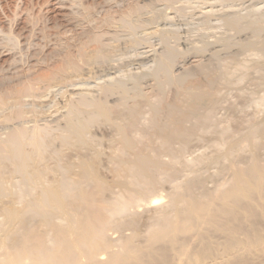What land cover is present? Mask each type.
I'll return each mask as SVG.
<instances>
[{
  "label": "bare ground",
  "instance_id": "1",
  "mask_svg": "<svg viewBox=\"0 0 264 264\" xmlns=\"http://www.w3.org/2000/svg\"><path fill=\"white\" fill-rule=\"evenodd\" d=\"M55 1L59 4V8L57 5L53 6H57V10L70 19L68 25L81 26L79 34H76L75 39H72L75 46L72 48L70 43L65 41L55 48L53 58H55V61L58 59L59 64L50 70L48 76H43L44 78L36 77L25 82L19 80L20 82L8 88L6 87L5 90L0 88V132H2L0 133V213L3 215V223L1 222V224L5 225L6 228L10 226L19 227L16 228L17 231L15 235H12L13 237L0 239V264H264V115L258 118L259 111H255L258 113H256L257 115L253 111V114L250 115L251 118L245 116L247 119H239L240 124L235 125L233 123V128L227 123L226 125L221 123L224 116L221 117V120L216 118L217 109L220 107L225 108L227 103L225 106L221 105L223 96L220 94L223 89L220 87L222 90L219 89L220 91L215 90L214 92L212 88L215 85L219 86L218 83L221 85L222 80L225 81L229 78L231 71H223V68L222 72L220 70L214 73L208 67V63L205 66L198 67L201 72L207 74V87L210 89L205 90V88L203 89L201 86L194 84L195 86L189 85L183 90L195 101L208 99L207 104L202 105L204 107L199 108L201 109L199 112L195 110L196 112L186 113L179 120H173L175 110L171 107L166 108L164 111L166 113L162 116L160 112L163 109L159 111L157 104H155L156 106L152 104L153 102L151 101V103L150 99L148 100L140 90L138 86V79L139 82L141 81L139 74L132 78L130 86L126 84L129 79H124V73H122L124 75L122 79L126 82L120 79L122 76L118 78L113 76L116 74L117 66H119L117 65L118 59L125 60L127 57L121 58L120 56L123 57L125 51L130 50L132 52L136 50L134 48H137V44L140 47L141 35L138 40L137 36L139 35L135 37L133 36L135 34L130 32L135 31L136 23L138 26L141 25L139 24L140 21L137 22L139 17H137L138 20L135 23L131 24L130 16L139 13L144 8L143 4H140L144 0H130L128 3L127 0L125 9L121 10V16H117L119 18L116 19L117 22L113 17L114 15H111L113 7L111 10L108 4L111 0H100L104 3V6L109 5L108 10L104 11L102 9L104 12L102 17L100 15L97 17V14L94 16L95 14L90 8L92 6H89L88 1L89 4H86L85 0ZM92 1L94 2V0ZM201 1V3H204V0ZM207 1L204 3L205 6L201 4L203 5V13L214 16L217 11L215 10L216 5L213 0L211 2ZM180 2L182 1L177 3L180 4ZM221 2V0L218 2L219 5ZM192 4L194 5V3ZM256 4L258 3L256 2ZM187 5L183 4L181 7ZM112 6L115 7L114 4ZM196 9L194 12H196ZM221 10L220 12L217 11V17L236 34L244 35L248 30H251L249 32L253 34L251 35L253 37L254 34H259L260 31L257 30L259 27H261V31L263 30L262 20H260L263 19L264 24L263 16H259V20L256 17L250 19L246 16H250L251 9L247 11L248 13L245 11L247 14L241 11L240 14L234 8ZM199 12L201 14L202 10H199ZM162 13H164V9ZM242 13L248 20L245 21L246 18L242 16ZM139 15H142V13ZM163 15H160V17ZM206 15L204 17L207 18ZM84 19L88 21L85 26L82 24ZM132 19L134 18L132 17ZM242 19L245 23L248 21L249 25L248 22L246 23L248 26L242 25ZM158 20H161V18ZM149 21L148 23L151 24ZM258 21L261 23L258 24ZM141 22H144V19ZM113 23L119 24V28L121 27L129 35L131 33L133 37L120 36L122 34L120 30L119 32L111 29ZM156 23L159 24L158 21ZM153 26L155 28L156 25ZM159 27L161 26L159 25ZM159 27L156 29L152 27L149 34L144 33L149 35L148 38L152 35L157 36L159 33L165 35L162 33L165 29L161 30ZM77 29L80 28L77 27ZM255 30L258 33H254ZM166 32L172 34L174 31L169 32L166 30ZM123 33L125 34V32ZM168 33H166V36H170ZM236 34H233V37ZM255 36L252 39L249 38L248 45L246 43L245 45H239V42L235 43L238 44L236 49L246 51L249 46L250 49L252 47H263L264 38L261 39L262 36H259L260 38L256 36L257 38H255ZM17 37H20V33ZM161 37L167 39V41L163 39L165 43L168 42L167 37ZM217 38L212 39V43L210 42L211 48L207 47V50L211 49L209 53L204 52L205 47L203 45L205 43L202 42L203 45L201 47L197 45L193 48L195 50L193 52L195 54L201 52L199 55L202 56L205 53L208 60L206 61L213 64L219 54L225 51L229 53L230 50L235 49V44L233 45L234 42L231 43L229 37ZM23 39L25 38L23 37ZM141 39L143 40V38ZM144 39L147 40V38ZM242 40L246 39H238L237 41ZM164 44L163 46H166ZM88 47H92L91 50L88 51ZM175 48L167 47L166 53L164 52L161 55L160 52L158 53L159 58L156 57V54V56L153 55L158 60L151 57L155 59L152 62L157 61V64H155L157 67L149 65L151 71H153V68L157 69V71L154 70V76L157 79L155 88L157 90L160 86L163 88L165 82L172 83L175 86L183 84L182 81L185 79L183 74L186 71L182 73L183 69L181 72L179 70L178 73L176 70L182 65L179 61L183 59L182 62H187L189 57H185L184 53ZM252 49L254 50V48ZM207 50L205 49V51ZM163 51L164 49H161V52ZM136 53L134 52V54ZM149 53L143 47L139 54H136V61L137 59L147 61ZM252 55L255 58V55ZM175 58L178 59L175 61L179 62L177 64L180 66L174 64ZM263 58L259 63L252 60L253 62L256 61V65L254 62V69L263 67ZM114 61H117V63L115 62V64ZM119 64L122 66L121 63ZM247 64L249 65V63ZM105 65L106 70H103L104 67L103 69L99 68ZM115 65L117 66L115 67ZM217 65L219 64L217 63ZM237 65H240V62ZM252 65L250 64L251 67ZM209 66L211 65L209 64ZM243 66H246V64ZM237 68L235 69L238 70L239 68ZM242 68L245 69L241 67L239 73L243 70ZM249 69L251 70V68ZM245 70L243 73L246 72ZM145 72L147 73V70ZM148 72L151 75L152 72ZM136 73L135 71L133 74ZM262 74L264 75V72ZM240 75L239 77L242 76ZM255 76L257 79V74ZM103 78L105 79L102 80ZM99 79L102 81L94 84L95 88L87 87L89 83ZM236 81L237 86L238 81ZM229 88L231 89L230 86ZM233 88L235 89V86ZM160 91H157V93H160ZM226 94H228V90ZM245 96L243 95V97ZM258 98H260L257 101L258 103L254 100L253 103L256 102V105H253L261 110V107L264 106V93ZM143 104L149 105L148 108H145H150V125L153 128L154 135L162 141L163 145L175 143L176 146L174 145V147L176 149L181 148V150L178 149V152L176 150L171 154L170 146L166 147L164 145L170 149L169 153L174 159L179 158L178 155L184 147L190 146V149L193 150L195 145L199 147V141H204L205 148L209 146L211 151L205 149L207 152L204 153L205 151H202L204 149H202L203 145H201V151L204 154L199 153L200 155L197 157L198 153L196 152L197 155L195 158V154L193 155V160L189 162L190 159H188L186 164H190L187 166V168H190L189 172L185 171L187 173L183 172L180 176L177 175L176 169L172 170L174 168L172 164L173 168L167 169L168 162L163 160V163H166L164 164L165 169L161 155L153 156L147 150L137 148L140 144H137L135 127L137 129L136 125L140 124L139 119L142 120L140 116ZM228 104L227 109L233 106L230 105L231 103ZM171 106L173 107V105ZM96 124H103L111 129L113 135H115V142L117 141L121 146H119L120 149L117 148L119 154L114 153L117 156L111 153L115 156L114 160L118 162L117 164L122 165L121 169L125 172V175H128L127 179L120 181L121 189L119 192L118 190L115 192V189L113 191L109 189V185L107 186L106 181H103L104 178L102 179L104 175L101 177L98 173L102 151L97 149L95 143L97 139L93 129ZM170 125L176 127L167 130ZM138 128L140 127L138 126ZM53 131L58 132L59 142L64 147L72 149L68 155V151L67 153L66 151L60 153L56 149L51 150L52 143L58 139L56 135L54 137L55 133L52 136ZM176 142L179 143V147ZM199 149L197 150L200 151ZM170 154L168 156H171ZM59 155L61 159L64 156L66 158V156L71 157L72 155V157L75 156L77 161L69 160L67 164H60L55 161V165H50L49 160L54 159V157L55 159L59 158ZM201 155L204 156L200 157ZM172 156L166 158L167 161ZM175 162L177 161L175 160ZM175 162L173 161L174 164L178 165ZM183 162L185 163L182 160ZM165 183H168L167 193L165 195L158 193L159 188L160 190L163 189V186L160 185ZM115 186L117 185L115 184Z\"/></svg>",
  "mask_w": 264,
  "mask_h": 264
},
{
  "label": "rangeland",
  "instance_id": "2",
  "mask_svg": "<svg viewBox=\"0 0 264 264\" xmlns=\"http://www.w3.org/2000/svg\"><path fill=\"white\" fill-rule=\"evenodd\" d=\"M50 1V2H49ZM90 3H88V2ZM112 1V0H111ZM109 2L108 4L110 5V9L112 10V7H113V10L111 11V15H114L113 17H114V19H115V21L117 22V20L116 19H119L118 17H120L121 16V14L120 13H122V11L125 9V6H126V1L127 0H114V1H117L116 3L115 2ZM123 1V2H122ZM125 1V2H124ZM130 0H128L127 1V3L129 2ZM132 1V0H131ZM161 1V2H160ZM173 1V3H171ZM172 1H168L167 2V0L165 1H162V0H144V2H140V4H143V6H144V8L139 12V13H137V14H133L132 16H130L131 18H130V21H131V24H133V23H135L136 22V20H138V18L137 17H139V20L137 21V22H139V24H141V25H139L138 26V24L136 23V25H137V27H134V32H132V31H130L132 34H135V35H133V36H137V35H139V36H137L138 38V40H139V38H140V35H141V38H143V40L140 38V40H142V41H140L139 40V45H140V47H138V44H137V48H134V49H136V50H133V49H131V50H133L132 52H133V54H132V52L130 51V50H128L127 52H126V55H125V52L123 53L124 55H123V57H122V55L120 56L121 58H125L126 56V59L124 60V59H118V64L117 65H119L120 66V64L119 63H121V65L122 66H117V65H115V67L117 66V69H119L118 71H117V69L115 70V72H116V74H114L113 76H116L117 78L118 77H120V76H122V77H120V79H122V78H124V79H129L130 80V82H129V80H127L128 82H126L124 79H122V81H125L126 82V84L128 85V86H130L132 83V78L133 77H135V75H137V74H139V78L141 79V83L139 82V79H138V77H137V79H138V86H139V88H140V90L142 91V93L147 97V99L152 103V104H157V106H158V110L160 111V109L162 110V112H160V114H162V116H164L163 114H165L164 113V111L166 110V108H168V107H171V109H174L175 110V113H174V119L173 120H179V119H181V117H183V115H185L186 113H190V112H194L195 110H197L198 112L204 107V106H202V105H205V104H207L206 103V101H208V99H206V98H204V99H201L200 101H195V99H193L191 96H189L188 94H185V92H184V90L183 89H185V87L186 86H193L194 84H197V86H201L203 89L205 88V90H209L210 88L209 87H207L208 85H207V74H205V73H203V72H201L200 70H199V68L198 67H200V66H205L207 63V65H208V67L209 68H211L212 69V72H214V73H217L218 71H220V72H222V70H223V68H224V70L223 71H225V70H228L229 72V78L231 79V77H232V81L229 79V78H227L225 81L227 82L228 80L230 81H228L227 83L224 81V80H222V83H221V85H220V83H218L219 84V86L217 85H215V86H213V88H212V90L215 92V90H224V89H226V88H228L227 90H228V94H226L227 93V90L224 92L223 90H222V93L224 94H222L221 92V94L220 95H222L223 96V99H222V103H221V105H223V106H225L226 105V103H227V105H226V107L225 108H223V107H220L219 109H217V114H215L217 117V119H219V120H221V117L222 116H224L222 119V121H221V123L223 124V125H226V123L229 125V126H231L232 128H233V126H234V124L233 123H235V125L236 124H240L238 121H239V119H247L248 117L249 118H251V116L250 115H252L253 114V111L255 112V111H259L258 113H260V114H258L257 112H255V115H257V117L258 118H261V117H263V115H264V106H262L261 107V110H258V109H260L259 107H258V109L256 108V102L260 99V98H258L260 95L262 96V94L264 93V80H262V79H264V78H262V77H264V75L262 74V72H264L263 70H264V65H263V67L261 68H255L254 69V67H255V65H256V61L259 63V62H261V60H262V58L264 57L263 55H264V46L263 47H252V48H254V50L252 49H250V46H249V48H248V46H247V48L248 49H246V51L244 50V49H241V50H238V49H236V47H237V45L239 44V45H245V43H246V45H248L249 44V38L250 39H252L256 34H254V36L252 37L251 35H253L252 33L250 34V32H251V30H248L246 33H244V35L242 34V35H239V34H236V32L235 31H233V30H231L229 27H227L226 26V24L224 25L223 24V21H221L220 20V18L219 17H217V15H216V13H217V11L218 12H220V10L222 9H225V10H227V9H236V11L237 12H239L240 14H241V12H243L244 14L247 12V11H250V9H251V11L249 12L250 14V16H248V15H246L248 18H250V19H253V18H257L258 20H259V16H263V18H264V13H263V11H264V0H238V1H235V0H221L222 2L220 3V5H219V3L218 2H220V0H213L214 2L213 3H215V10H217L216 11V13H215V15H216V17H215V15L213 16H211V15H206V14H204L203 13V5H201V4H204L206 1L204 0V3H201L202 1L201 0H193V1H195V2H193L192 0H185V1H183V0H172ZM179 1H182V2H180V4L179 3H177V2H179ZM188 1V2H187ZM200 1V2H199ZM212 0H210V1H207V2H211ZM215 1H217V2H215ZM223 1H224V3H223ZM226 1V2H225ZM234 1V2H233ZM31 2V3H30ZM56 1L55 0H0V37L2 38V40L0 39V88H2L3 90H5V89H7L9 86H11V85H13V84H15V83H18V82H22V81H26V80H30V79H34V78H36V77H38V78H44L43 76H46L49 72H50V70H52V68H55V66H58V64H59V61H57L58 59H56V61H55V58H53V51L55 50V48H57L58 47V45L60 44V43H62V42H65V41H68L69 43H70V47H72L73 48V46H75V45H73V43L74 42H72V39L76 36V34L78 35L79 34V31L81 30V26H77L78 28H80V29H77V27H75V26H73V25H68L70 22H69V18H67L66 16H64V14H62V13H60V11L59 10H57L58 8H59V4H57V3H55ZM85 2H87L86 4H89V6H92V7H90V8H92V10L91 11H93L94 12V16H96V14H97V17H99L98 15H100V17H102V16H104V12H103V10L102 9H104V11L105 10H108V8L107 7H109V5H107V6H104L103 4V2H101L100 0H94V2L92 1V0H85ZM99 2H100V5H99ZM154 4H153V3ZM158 4H157V3ZM166 2V3H165ZM186 2V3H185ZM256 2L258 3V4H256ZM46 3V4H45ZM118 3V4H117ZM119 3H120V5H119ZM124 3V4H123ZM146 3V4H145ZM150 5H148V4ZM165 3V4H164ZM169 5H168V4ZM177 3V4H176ZM191 3V4H190ZM192 3H194V5L192 4ZM196 3V4H195ZM226 3V4H225ZM229 3V4H228ZM238 3H240V4H238ZM43 4V5H42ZM45 4V5H44ZM115 5V7L114 6H112V5ZM146 5V8H145V5ZM179 4V5H178ZM183 4H185V5H187V6H184L183 8L181 7V6H183ZM201 6H199V5ZM217 4H218V7H220L219 8V10H218V7H217ZM223 4H224V7H223ZM233 4H235V5H233ZM42 5V6H41ZM55 5H57L58 6V8H57V6L56 7H54ZM68 5V4H67ZM154 5H156V6H154ZM172 5H174V6H172ZM230 5H232V6H230ZM238 7H237V6ZM244 7H243V6ZM254 5H256V6H254ZM263 5V6H262ZM25 6V7H24ZM96 6H97V8H96ZM102 6V8H100ZM120 8H119V7ZM124 6V7H123ZM149 6V7H148ZM153 6V7H152ZM169 6V7H168ZM177 6V7H176ZM198 6V7H197ZM204 6H205V4H204ZM253 6V7H252ZM103 7H105V8H103ZM157 7H158V10H157ZM159 7H161V8H159ZM163 7V8H162ZM171 7V8H170ZM181 7V8H180ZM187 7V8H186ZM230 7V8H229ZM236 7V8H235ZM242 7V8H241ZM249 7H250V9H249ZM256 7V8H255ZM259 7H262V8H259ZM33 8V9H32ZM99 8V9H98ZM117 8V9H116ZM122 8V9H121ZM175 8V9H174ZM197 8V9H196ZM200 8V9H199ZM244 8V9H243ZM247 8H248V10H247ZM255 8V9H254ZM259 8V9H258ZM20 9V10H19ZM94 9V10H93ZM120 9V10H119ZM145 9V10H144ZM160 9V10H159ZM163 9H164V13H162L163 12ZM172 11H171V10ZM179 9H180V11H179ZM193 9V10H192ZM195 9H196V12H198V13H196V12H194L195 11ZM241 9V10H240ZM254 11H253V10ZM24 10V11H23ZM118 10V11H117ZM122 10V11H121ZM162 10V11H161ZM170 10V11H169ZM175 10V11H174ZM177 10V11H176ZM199 10L201 11L202 10V15L200 14V12H199ZM221 10V11H222ZM256 10H257V13H256ZM114 11V12H113ZM145 11V12H144ZM157 11V12H156ZM168 11V12H167ZM174 11V12H173ZM241 11V12H240ZM246 11V12H245ZM253 11V12H252ZM261 13H260V12ZM25 12V13H24ZM29 12V13H28ZM100 12V13H99ZM117 12V13H116ZM144 12V13H143ZM149 14H148V13ZM155 12V13H154ZM167 12V13H166ZM35 13V14H34ZM103 13V14H102ZM142 13V15H139V14H141ZM147 13V14H146ZM196 13V14H195ZM243 13H242V16L244 17L245 15H243ZM248 13V12H247ZM246 13V14H247ZM252 13H254L255 14V16H254V14H252ZM259 13V14H258ZM7 14V15H6ZM146 14V15H145ZM163 14H165V15H163ZM171 14V15H170ZM262 14V15H261ZM63 15V16H62ZM120 15V16H119ZM143 15H144V17H143ZM160 15H163V16H161L160 17ZM208 16L207 18L206 17H204V16ZM118 16V17H117ZM156 16H158L159 18L158 19H160L161 18V20H158L157 19V17ZM166 16V17H165ZM171 17V16H173L172 18H169V17ZM246 16L244 17V18H246ZM66 17V18H65ZM116 17V18H115ZM132 17L134 18V19H132ZM136 17V18H135ZM152 18V19H150V18ZM156 17V18H155ZM164 17V18H163ZM210 17V18H209ZM212 17V18H211ZM215 17V18H214ZM260 17V18H261ZM30 18V19H29ZM164 20H163V19ZM169 19V20H167V19ZM206 18V19H205ZM248 18H246L245 19V21L246 20H248ZM114 19H113V21H114ZM143 19H144V22H141V21H143ZM146 19H148V20H146ZM170 19H172V20H170ZM202 19V20H201ZM205 19V20H204ZM219 19V20H218ZM133 20V21H132ZM149 20H151V21H149ZM158 21V23L159 24H155V22H157ZM167 20V21H166ZM204 20V21H203ZM243 21H241V23H242V25H247L246 23L248 22H246L245 23V21H244V19H242ZM260 20H262V25H260V26H262V28H263V30L261 31V27H259V29H257V30H259L260 32H259V34H257L256 36L258 37V38H260L261 36V39H263L264 38V24H263V19H260ZM7 21V22H6ZM114 21V22H115ZM146 21H147V23H146ZM148 21L149 22H151V24L150 23H148ZM163 21H165V22H163ZM257 21V20H256ZM33 22V23H32ZM69 22V23H68ZM85 22V23H84ZM87 20L86 19H84L83 20V22H82V24H83V26H85V25H87ZM166 22H168V23H166ZM173 22V23H172ZM244 22V23H243ZM260 21H258V24H260L259 23ZM8 23V24H7ZM31 23V24H30ZM170 23V24H169ZM207 23H209V24H207ZM216 23V24H215ZM221 23V24H220ZM12 24V25H11ZM18 26H17V25ZM45 24V25H44ZM112 24V23H111ZM115 24H117V23H115ZM114 23H113V27L111 26V29L113 30H116V31H119L120 33H122L120 36H124V37H130V36H132V34L130 33V32H128V33H130V35L129 34H127V32L126 31H124L121 27V29L118 27L119 26V24H117V25H115ZM144 24H146V26H144ZM162 24V25H161ZM167 24H169V25H167ZM206 24V25H205ZM214 24V25H213ZM153 25H156L155 26V28H154V26ZM159 25L161 26V27H159ZM220 25V26H219ZM248 25H249V22H248ZM247 25V26H248ZM34 26V27H33ZM45 26V27H44ZM69 26H71V27H69ZM73 26V27H72ZM153 27V29H156V28H158L159 27V29H161V30H164V32L162 31V33H164L165 35H162L161 33H159L161 36H164V37H167L168 38V42H166L165 43V41L163 40V39H165L166 41H167V39L166 38H162L159 34H157V36H150L149 38L147 37V36H149L148 34H149V32L150 31H152V27ZM168 26V27H167ZM172 27V29H171V27ZM176 26V27H175ZM179 26V27H178ZM12 27V28H11ZM65 27V28H64ZM68 27V29H66ZM138 27H139V29H141V30H139L138 29ZM148 29H146V28ZM167 27V28H166ZM170 27V29H168ZM204 27V28H203ZM224 27V28H223ZM7 28V29H6ZM20 28V29H19ZM30 30H29V29ZM70 28V29H69ZM72 28V29H71ZM117 28H119V29H117ZM136 28V29H135ZM176 28V29H175ZM181 28V29H180ZM199 28V29H198ZM222 28V29H221ZM14 29V30H13ZM25 29V30H24ZM39 29V30H38ZM41 29V30H40ZM207 29V30H206ZM18 30H20L19 32H18ZM33 30V31H32ZM67 30V31H66ZM78 30V31H77ZM166 30H168L169 32H171V31H176V33H174V32H172V34H170V33H168V32H166ZM7 31V32H6ZM23 31V32H22ZM36 31V32H35ZM178 31V32H177ZM218 31V32H217ZM222 31V32H221ZM250 31V32H249ZM256 31V30H255ZM68 32V33H67ZM123 32H125V34H127L126 36H125V34L123 33ZM144 32H146V33H148V34H146V33H144ZM168 33L170 36H166V33ZM181 32V33H180ZM206 32V33H205ZM212 32V33H211ZM249 32V33H248ZM5 33H6V36H5ZM10 33V34H9ZM19 35V33H20V37H17L18 35ZM60 33V34H59ZM119 33V34H120ZM141 33V34H140ZM223 33V34H222ZM228 33V34H227ZM254 33H258V31H256V32H254ZM3 34V35H2ZM142 34H144V35H142ZM186 34V35H185ZM203 34H204V36H203ZM211 34V35H210ZM232 35V37H230V35ZM236 34V36L235 37H233L234 35ZM248 34V35H247ZM25 35V36H24ZM146 35V37H144ZM171 35H173V36H175V37H173V36H171ZM224 35V36H223ZM229 35V36H228ZM246 35V36H245ZM251 37H250V36ZM132 36V37H133ZM214 36V37H213ZM229 37L230 38V41H231V43L232 42H234L233 43V45L235 44V43H238L236 46L234 45V48L235 49H232V50H230L229 51V53H228V51H225V52H222L221 54H219L218 56H217V59L214 61V63L213 64H211L210 62H207L208 60H207V58H206V54L205 53H209L210 52V50L211 49H209V48H211L210 47V44L213 42V40H215L217 37ZM255 36V38H257ZM260 36V37H259ZM22 37V38H21ZM23 37L25 38V39H23ZM157 37H159V38H157ZM172 37V38H171ZM177 37V38H176ZM248 37V38H247ZM14 38H16L15 40H13ZM144 38H147V40L146 39H144ZM173 38H175V39H173ZM189 38V39H188ZM22 39V40H21ZM75 39V38H74ZM151 39H153V40H151ZM157 39V40H156ZM159 39H160V41H159ZM162 39V40H161ZM172 39V40H171ZM182 39V40H181ZM213 39V40H212ZM233 39V40H232ZM241 40V39H246V40H248V41H246V40H242V41H237V40ZM17 40V41H16ZM20 40V41H19ZM24 40V41H23ZM147 41V42H145V41ZM207 40V41H206ZM217 40H218V38H217ZM164 41V42H163ZM172 41V42H171ZM205 41V42H204ZM246 41V42H245ZM7 42V43H6ZM14 42H16V43H14ZM21 42V43H20ZM24 42V43H23ZM143 42H145V43H143ZM153 44H151V43ZM158 43V45H156L157 43ZM161 42V43H160ZM191 42H193V43H191ZM204 44L205 43V45L207 44H209L208 46L206 45H203L202 43ZM206 42H209V43H206ZM211 42V43H210ZM166 44V46H163V44ZM173 43V44H172ZM188 43H190V44H188ZM197 43V44H196ZM201 43V44H200ZM241 43V44H240ZM160 44V45H159ZM162 44V45H161ZM164 44V45H165ZM192 44V45H191ZM152 45V46H151ZM168 45H172V46H168ZM174 45V46H173ZM180 45V46H179ZM197 45H198V47H201L202 45L205 47L204 48V52L205 53H203V56L202 55H199V54H201V52H199V54H197L198 52H196V54L193 52V51H195L193 48H195V47H197ZM149 48H148V47ZM151 46V47H150ZM157 46V47H156ZM189 46H190V48H189ZM193 46V47H192ZM144 47V49L145 50H148L150 53H149V58H148V60L149 59H152V58H155V57H153V55L154 56H156V57H158L159 58V56L162 54V53H164L165 52V50H167V47H170V48H175V47H178V48H175V49H179V51H181L182 53H184L183 55L185 56V57H189L188 59V61L187 62H182L183 61V59H181L179 62H180V65H178L179 64V62H177V61H175V60H178V59H180V58H178V59H174V61H175V65L177 64L178 66H180V68L178 69V70H176L178 73H179V70H180V72H181V70H183L182 71V73H184L185 71V73L183 74V76L185 77V79L182 81L183 82V84L182 85H180V86H178V85H174V84H172V83H167V82H165V84H164V82H162L163 84V88H162V86H160V88H158V90L155 88V86L157 85V79L155 78V76H154V74H155V71L154 70H156L157 71V69L156 68H153V67H157L155 64H157V61L156 62H152V61H155V59L156 60H158V58H155V59H152V60H149V62H148V60L147 61H145V60H140V59H137V61H136V57H137V55L136 54H139V51H141V49ZM162 47H165V48H162ZM184 47V48H183ZM207 47H209L208 49L209 50H207ZM92 48V47H91ZM91 48L90 47H88L87 48V50L89 51V49L91 50ZM153 48H155V49H153ZM160 49V50H159ZM161 49H164V51L163 52H161ZM183 49V50H182ZM189 49H191V50H189ZM193 49V50H192ZM205 49L207 50V51H205ZM139 50V51H138ZM153 50H154V52H153ZM237 50L239 51L238 53H237ZM243 50V51H242ZM250 50V51H249ZM136 51H138L137 53H136ZM157 53H156V52ZM189 51V52H191V53H189V55H188V53L187 52ZM249 51V52H248ZM258 51V52H257ZM263 51V52H262ZM131 52V53H130ZM134 52L136 53V54H134ZM160 52V55L158 54ZM167 52V51H166ZM165 52V53H166ZM186 52V53H185ZM194 54H193V53ZM246 52V53H245ZM252 52V53H251ZM255 52V53H254ZM231 53V54H230ZM251 53V54H250ZM131 54V55H130ZM152 54V55H151ZM156 54V55H155ZM224 54H226V55H224ZM252 54H254L255 55V58H253L254 56L252 55ZM136 55V56H135ZM159 55V56H158ZM190 55H192V56H190ZM205 55V56H204ZM233 55V56H232ZM241 57H240V56ZM249 55H251V56H249ZM202 56V57H201ZM233 57V59H232V57ZM257 56V57H256ZM259 56V57H258ZM119 57V58H120ZM152 57V58H151ZM240 59H239V58ZM245 57V58H244ZM248 57V58H247ZM235 58V59H234ZM193 59V60H192ZM219 59V60H218ZM229 59V60H228ZM259 59V60H258ZM140 62H139V61ZM196 60V61H195ZM207 60V61H206ZM228 60V61H227ZM236 60H237V62H236ZM252 60H256V61H254L255 62V65H254V62L252 61ZM263 60H264V58H263ZM123 61V62H122ZM145 61V62H144ZM151 61V62H150ZM243 61H245L246 63H244ZM248 61V62H247ZM117 63V61H114V63ZM135 62V63H134ZM182 62V63H181ZM216 62V63H215ZM231 62V63H230ZM232 62H233V65H232ZM236 62V63H235ZM239 62H240V65H237V64H239ZM246 64V66H243L244 64ZM252 62H253V65H252ZM112 63V62H111ZM113 63V64H114ZM115 63V64H116ZM128 63H129V65H128ZM141 63V64H140ZM217 63L219 64V65H217ZM235 63V64H234ZM247 63H249V65L247 64ZM29 64V65H28ZM144 64V65H143ZM153 66L152 68V70L153 71H151L150 70V66L151 65ZM209 64L211 65V66H209ZM221 64V65H220ZM242 64V65H241ZM250 64L252 65V67L250 66ZM107 65V64H106ZM106 65L105 66H100L99 68L101 69H103V67L105 68V69H103V70H106V68L108 67V65H107V67H106ZM150 65V66H149ZM155 65V66H154ZM223 65H224V67H223ZM232 65V66H231ZM193 66V67H192ZM215 66V67H214ZM225 66H226V69H225ZM239 66H241V67H244L245 69H247V70H245V69H243L240 73H241V75H240V73H239V69L241 68V67H239ZM247 66H248V68H247ZM250 66V67H249ZM124 67V68H123ZM130 67V68H129ZM138 67V68H137ZM141 67V68H140ZM147 67V68H146ZM186 69H185V68ZM227 67H228V69H227ZM236 67H238L237 69L238 70H236L235 68ZM135 68V69H134ZM196 68H198V69H196ZM249 68H251V70L249 69ZM97 70H99L98 68H96ZM123 69H125V70H123ZM189 71H188V70ZM229 69H231V70H229ZM233 69V70H232ZM253 69V70H252ZM260 69V70H259ZM263 69V70H262ZM122 70V71H121ZM127 70H128V72H127ZM147 70V73L145 72ZM193 70V71H192ZM197 70H199V71H197ZM236 70V71H235ZM246 71V72H244L243 73V71ZM254 70H255V72H254ZM257 70V71H256ZM135 71L137 72L136 74H133V73H135ZM141 71H143L142 73L139 72ZM148 71H150V73H151V75H149V72ZM175 71V72H176ZM191 71V72H190ZM233 71V72H232ZM260 71H262V72H260ZM118 72H120V73H118ZM130 72H131V74H130ZM154 72V73H153ZM176 72V73H177ZM187 72H189V73H191L192 74V77H191V74H189V73H187ZM200 72V73H199ZM236 72V73H235ZM122 73H124V75L122 74ZM145 73V74H144ZM202 73V74H201ZM50 74V73H49ZM48 74V75H49ZM122 74V75H121ZM130 76H129V75ZM133 74V75H132ZM143 74V75H142ZM233 76H232V75ZM235 74H237V75H235ZM241 76V77H239V75ZM246 74V75H245ZM257 74V76H258V78L256 79V75ZM28 75V76H27ZM47 75V76H48ZM132 75V76H131ZM146 75V76H145ZM148 75V76H147ZM189 77H188V76ZM244 75H245V77H244ZM249 75V76H248ZM260 75H263L262 77L260 76ZM26 76V77H25ZM124 76V77H123ZM144 76L145 77V79H144V77L142 78V77ZM150 76V77H149ZM152 76H154V77H152ZM204 76V77H203ZM235 76V77H234ZM260 76V77H259ZM33 77V78H32ZM147 77V78H146ZM188 77V78H187ZM153 78V79H152ZM156 79V81H155V79ZM243 79V80H241V79ZM245 78V79H244ZM105 78H103L102 80H104ZM107 79V78H106ZM206 79V80H205ZM236 79H237V81L240 83H238L237 81H236ZM259 79V80H258ZM20 80V81H19ZM101 79H99V80H94L93 82H91V83H89V85L87 86V87H92V89L93 88H95V85L94 84H96V83H98V81L100 82V81H102ZM245 80V81H244ZM250 80V81H249ZM258 80V81H257ZM96 81V82H95ZM235 81L237 82V86H238V88H237V86H236V84H235ZM223 82H224V84H223ZM254 82V83H253ZM131 83V84H130ZM152 83V84H151ZM153 83H154V85H153ZM90 84H92V85H90ZM172 84V85H171ZM227 84V85H226ZM235 84V85H234ZM227 86V87H225V86ZM232 85V86H231ZM94 86V87H93ZM195 86V85H194ZM223 86V87H222ZM229 86L231 87V89L229 88ZM235 86V89L233 88ZM242 86V87H241ZM7 87V88H6ZM184 87V88H183ZM218 87V88H217ZM222 89H221V88ZM241 87V88H240ZM257 87V88H256ZM176 88V89H175ZM214 88H216V89H214ZM236 88H237V91H236ZM162 90V91H160V90ZM232 89H234V90H232ZM244 89V90H243ZM257 89V90H256ZM211 90V91H212ZM219 90V91H220ZM230 90H232V91H230ZM253 90V91H252ZM157 91H160V93H157ZM183 91V92H182ZM218 91V92H219ZM206 92V91H205ZM241 92H243V93H241ZM239 93V94H238ZM245 93V94H244ZM256 94H259V95H256ZM243 95L245 96V97H243ZM250 95V96H249ZM241 96V97H240ZM243 97V98H242ZM225 98V99H224ZM246 98V99H245ZM251 98V99H250ZM258 98V99H257ZM250 99V100H249ZM228 100V101H227ZM252 100V101H251ZM254 100H256V102L255 103H253L254 102ZM227 101V102H226ZM232 101V102H231ZM251 101V102H250ZM156 102V103H155ZM228 103H231L230 105L232 106V107H230V108H238L237 110H234L233 109V111H232V109H227L229 106V104ZM243 103V104H242ZM249 103V104H248ZM258 103V102H257ZM159 104V105H158ZM253 104H255V105H253ZM171 105H173V107L171 106ZM246 105V106H245ZM251 105H253V106H251ZM156 106V105H155ZM228 106V107H227ZM244 108H243V107ZM250 106V107H249ZM148 108L149 107V105L147 106V105H145V104H143L142 106H141V110H142V114H144L143 116H142V114H141V116H140V118H142V120H140L139 119V121H140V124L138 123V125H136L137 126V129H136V127H135V131H136V139H137V144H140L137 148H141V149H145V150H147L150 154H152L153 156H155V155H161L163 158H162V163H163V160L165 161V162H168V164H167V166L166 167H168L167 169H170V168H173V166H174V168L172 169V170H175L176 169V171H177V175H181L183 172L184 173H187V172H189V169L190 168H187V166H189L188 165V163L186 164V161H188V159H190L189 160V162L191 161V160H193V155H194V158L196 157V155H197V153H198V155H197V157L200 155V154H204V153H206L207 151H211V147H209V146H207L206 148H205V144H203V142L204 141H199L198 143H199V147H196L197 145H195L194 146V148L196 149H190V146H188V147H184L183 149H185V148H188V149H185V150H183L182 149V151H181V153L178 155V157L180 158L181 156V158L179 159V158H173V156L171 155V154H173L176 150V152H178V149H180L181 150V148H178V149H176V147H174V145L176 146V144L175 143H173L172 145H166V144H164V145H166V147H169L170 146V148H171V150L170 149H168V148H166L164 145H163V143H162V141H160L155 135H154V132H153V128L151 127V125H150V120H151V111H150V108L149 109H146V108ZM202 107V108H201ZM240 107V108H239ZM248 107V108H247ZM255 107V109H253ZM199 108H201V109H199ZM224 109V110H223ZM243 109V110H242ZM246 109V110H245ZM253 109V110H252ZM257 109V110H256ZM146 110V111H145ZM148 110H149V112H148ZM223 110V111H222ZM228 110V111H227ZM246 111V113H245V111ZM29 111V110H28ZM144 111V112H143ZM35 112H37V111H35ZM148 112V113H147ZM196 112V111H195ZM219 112H221V113H219ZM223 112V113H222ZM249 114H248V113ZM237 113V114H236ZM241 113V114H240ZM252 113V114H251ZM257 113V114H256ZM149 114V115H148ZM245 114V115H244ZM247 114V115H246ZM228 115V116H227ZM149 116V117H148ZM219 116H220V118H219ZM231 116V117H230ZM247 118H246V117ZM144 117V118H143ZM237 117V118H236ZM150 118V119H149ZM225 118V119H224ZM230 118V119H229ZM233 118V119H232ZM228 119V120H227ZM238 119V120H237ZM242 119V120H243ZM233 120V121H232ZM235 120V121H234ZM237 120V121H236ZM142 121V122H141ZM227 121V122H226ZM230 121V122H229ZM145 122V123H144ZM241 122V121H240ZM149 123V124H148ZM225 123V124H224ZM227 125V126H228ZM96 126H98V127H96ZM96 126L94 127V129H93V131L95 132V138L97 139V140H95V143L97 144H95L96 145V147H97V149L99 150V151H102V152H104V153H102L101 152V159H100V161H99V164H98V170H99V175L102 177L103 175V177H102V179H103V181L105 180L106 181V185L108 186L109 185V189H111L112 191L114 190L115 192L118 190V192H119V190L121 189L120 188V181L122 180V181H124L125 179H127V174L125 175V172H123V170L121 169L122 167V165L121 164H117L118 162L117 161H115L114 159H115V156H117L119 153H118V149H120V145H119V143L116 141L115 142V135H113L114 133L112 132V130L111 129H108L106 126H104L103 124H96ZM100 126V127H99ZM138 126L140 127V128H138ZM142 126V127H141ZM228 126V127H229ZM106 127V128H105ZM173 127H176L175 125H170L168 128H167V130H171ZM231 127H229V128H231ZM102 128V129H101ZM105 128V129H104ZM108 130V131H107ZM138 130H140V131H138ZM107 131V132H106ZM138 131V132H137ZM0 133H2V132H0ZM55 133V134H54ZM57 133V134H56ZM105 133H106V135H105ZM53 134H54V137H55V135H56V137H58V132L57 131H53L52 132V136H53ZM111 135V136H110ZM113 135V136H112ZM110 139H109V138ZM56 139V138H55ZM100 140V141H99ZM111 140V142H109ZM112 140H114V141H112ZM139 140V141H138ZM60 140H59V137H58V139H56L55 140V142L54 143H52V145H51V150H54V149H56V150H58L60 153H64L65 151H66V153H67V151H68V153H67V155L71 152L70 150H72V149H70V148H68V147H64L60 142H59ZM102 141V142H101ZM114 142V143H113ZM60 145H59V144ZM99 143V144H98ZM109 143V144H108ZM113 143V144H112ZM177 143V146L179 147L180 145H179V143L178 142H176ZM202 143V144H201ZM101 144V145H100ZM201 145H203L202 146V151H205V149L207 150V151H205L204 153L201 151ZM60 146V147H59ZM63 146V147H62ZM120 146V147H119ZM119 147V148H118ZM143 147V148H142ZM166 149H165V148ZM209 147V150L207 149ZM116 148V149H115ZM118 148V149H117ZM200 148V149H199ZM63 149V150H62ZM174 149V150H173ZM197 149H199L200 151H198ZM168 150V151H167ZM169 150L170 151H172L171 152V154L169 153ZM179 150V151H180ZM70 151V152H69ZM58 152V153H59ZM120 152V151H119ZM167 154H166V153ZM185 152V153H184ZM197 152V153H196ZM202 152V153H201ZM114 154V153H118L117 155L116 154H114V155H112V154ZM183 153V154H182ZM200 153V154H199ZM168 154H170L171 156H172V158L171 159H173V160H171V159H169L168 161H167V159L166 158H170L171 156H168ZM66 155V154H65ZM111 155V156H110ZM114 156V157H113ZM184 156V157H183ZM202 156H204V155H201L200 157H202ZM71 157H72V155H71ZM67 157L66 156V158H65V156L64 157H62V159L60 158V155H59V158H56L55 159V157H54V159H51V160H49V164L50 165H55V163L56 162H59L60 164L62 163V164H67V162H69V160H75V156L74 157ZM105 157V158H104ZM63 158H64V160H63ZM111 158V159H110ZM192 158V159H191ZM66 159V160H65ZM109 159V160H108ZM129 159V158H128ZM111 160V161H110ZM175 160L177 161V162H175ZM181 160V161H180ZM182 160L183 161H185V163L183 162L182 163ZM56 161V162H55ZM66 161V162H65ZM75 161H77V159L75 160ZM74 161V162H75ZM171 163H170V162ZM173 161L175 162V163H177L178 165H176V164H174L173 163ZM180 161V162H179ZM52 162V163H51ZM55 162V163H54ZM71 162H73V161H71ZM73 162V163H74ZM114 162V163H113ZM163 163V167L166 169V167H165V165L164 164H166V163ZM182 163V164H181ZM170 164V166H171V164L173 165V166H168ZM191 165H193V164H191ZM120 166V167H119ZM176 167V168H175ZM185 167H186V169H185ZM183 169H184V171H183ZM101 170H102V172H101ZM120 170V171H119ZM180 170H182V171H180ZM122 171V172H121ZM185 171H187V172H185ZM117 172V173H116ZM121 173H124V174H121ZM121 174V175H120ZM118 175V176H117ZM120 175V176H119ZM122 176V177H121ZM178 180H180V179H178ZM104 181V182H105ZM121 181V182H122ZM119 182V183H118ZM115 184L117 185V186H115ZM166 184V183H165ZM165 184H163V185H160L161 187L163 186V189L162 190H160V188H159V190H160V192H159V190H158V193H160V194H163V195H165L166 193H167V191H168V189L166 188L167 187V184L165 185ZM106 186V187H107ZM117 187H119V188H117ZM3 215H1V213H0V239H9L10 237H13L12 235L14 234H16V231H17V229L19 228V227H12V226H10V227H8V228H6L5 227V225H3V224H1V222L3 223ZM5 228H4V227ZM3 227V228H2ZM13 228V229H12ZM8 230H10V231H8Z\"/></svg>",
  "mask_w": 264,
  "mask_h": 264
}]
</instances>
